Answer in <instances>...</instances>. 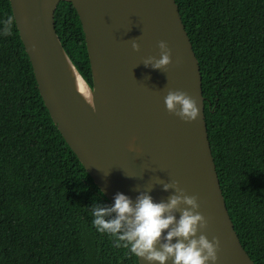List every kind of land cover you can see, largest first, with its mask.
<instances>
[{"label": "trees", "instance_id": "1", "mask_svg": "<svg viewBox=\"0 0 264 264\" xmlns=\"http://www.w3.org/2000/svg\"><path fill=\"white\" fill-rule=\"evenodd\" d=\"M198 61L204 117L226 209L244 250L264 264V0H175ZM0 264H138L91 224L111 206L55 127L40 97L9 0H0ZM58 38L92 86L70 3ZM2 28V24H0Z\"/></svg>", "mask_w": 264, "mask_h": 264}, {"label": "water", "instance_id": "2", "mask_svg": "<svg viewBox=\"0 0 264 264\" xmlns=\"http://www.w3.org/2000/svg\"><path fill=\"white\" fill-rule=\"evenodd\" d=\"M9 2L43 104L110 204L116 193L133 203L140 194L165 203L176 195L194 196L193 211L204 218L195 238L218 241L215 264H254L226 209L207 135L200 69L175 0ZM61 2L70 3L80 21L92 86L56 33ZM161 41L167 49L159 47ZM164 51L170 63L154 69ZM170 91L195 100V120L166 109ZM187 207L181 202L172 214L178 219ZM138 264L148 262L140 258Z\"/></svg>", "mask_w": 264, "mask_h": 264}, {"label": "clouds", "instance_id": "3", "mask_svg": "<svg viewBox=\"0 0 264 264\" xmlns=\"http://www.w3.org/2000/svg\"><path fill=\"white\" fill-rule=\"evenodd\" d=\"M12 23V17L0 22V34L10 35ZM132 47L137 49L138 45L133 43ZM159 47L167 49L163 41ZM169 63V53L164 51L152 67L158 69ZM164 104L170 113L182 120L192 121L198 116L195 100L183 92H168ZM167 188L165 185V190ZM181 202L189 207L177 219L172 213ZM197 207L194 196L176 195L165 203L154 202L150 195L140 194L133 203L127 195L116 193L111 206L93 205L91 224L98 233L109 235L115 247L127 249L148 264H166L169 259L172 264H207L209 261L215 264L218 241L209 242L204 235L195 238L198 224L204 225V218L193 211ZM162 234L164 242L159 243Z\"/></svg>", "mask_w": 264, "mask_h": 264}]
</instances>
